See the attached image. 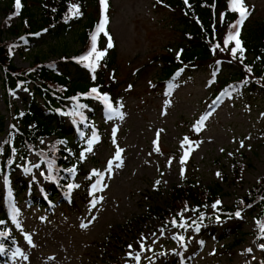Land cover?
<instances>
[{
    "label": "rangeland",
    "instance_id": "374dc122",
    "mask_svg": "<svg viewBox=\"0 0 264 264\" xmlns=\"http://www.w3.org/2000/svg\"><path fill=\"white\" fill-rule=\"evenodd\" d=\"M8 2L0 0V28L19 23V17L6 20ZM99 3L100 22L106 15L113 45L109 48L106 38L105 48L116 54L119 95L106 103L97 91L90 106L71 105L73 113L64 120L80 150L71 154L69 143L61 147L66 171L20 149L16 172L0 177V249L11 251L14 245L18 251L7 264H264L260 210L218 215L264 175V92L250 95L232 87L217 95L215 79L224 73L211 67L182 71L159 84L161 54L169 50L176 56L183 41L170 13L156 0H107L106 10ZM244 4L250 12L245 25L264 22V0ZM81 32L77 26L59 38L50 32L13 37L14 65L28 68L38 55L44 64L55 63L59 73L72 70L60 57L81 49ZM221 69L234 74L239 66L223 61ZM31 100L30 89L17 87L8 95L0 81L5 118L0 145L11 124L20 126L19 115ZM49 140L39 147L47 148ZM239 163L247 165L240 181L232 176ZM187 183L201 189L219 184L221 194L202 206L171 211V189ZM40 203L44 206L36 207ZM155 208L184 225L166 222Z\"/></svg>",
    "mask_w": 264,
    "mask_h": 264
},
{
    "label": "trees",
    "instance_id": "16d2710c",
    "mask_svg": "<svg viewBox=\"0 0 264 264\" xmlns=\"http://www.w3.org/2000/svg\"><path fill=\"white\" fill-rule=\"evenodd\" d=\"M92 1L21 0L19 15H14L15 0H10L3 8L6 20H10V16L12 19L19 17V23L13 24L9 29L0 28V81L8 95L17 87L30 89L32 100L25 112L19 115L20 126L11 124L0 145V177L4 173L12 175L16 172L17 160L22 157L20 149L34 153L47 166L58 165L60 170L66 171L69 168L65 163L68 158L60 153L61 147L69 143L71 154H77L80 150V146L70 137L72 130L64 120V117L73 113L71 105L79 103L90 106V98L94 97L91 91L93 88L97 89L98 94L106 95L111 102L117 99L118 87L122 82L115 77L116 54H108L109 50L105 48L106 38L110 36L108 25L105 26L108 35L104 32L97 34V27L101 23L100 0ZM93 3L97 6L95 12L94 9L91 10ZM156 3L170 13L171 19L183 36L180 53L175 56L166 50L161 54L159 74L156 78L159 84L176 77L182 71L211 67L219 76L224 73L221 78L215 79L217 95L232 87L250 95L258 91L264 92V22L256 21L254 25H245V21L243 25H239V39L244 51L241 54L237 50L234 57L232 49L235 47V41L232 40L225 46V40L230 33H235L236 29L232 26L237 25L240 16L238 12L230 10L229 0H187V3L185 0H156ZM70 5H78L81 15L71 16ZM77 26L82 27L79 35L81 49L73 56L65 53L60 57V63L68 65L72 70L59 73L55 71V63L44 64L38 55L28 68L20 69L14 65L10 54V46L14 43L11 38L42 32H50L59 38ZM93 34H97V51L106 53L96 62L94 72L86 66L89 61L81 59L92 48ZM248 56L250 58H247ZM92 60H95V55ZM223 61L238 64V72H222ZM108 73H111L110 79L107 77ZM39 99L43 107L40 106ZM4 127L5 118L0 117L1 132ZM46 139H50L47 148L39 147V143ZM71 164L79 168L80 175L84 174L80 162L74 161ZM245 167L247 165L243 163L235 165L233 178L240 181ZM227 179L228 175H225V180ZM220 194L219 184L217 188L206 189L198 188L193 183L181 184L170 191V210L184 211L191 209L192 204L202 206L214 201ZM256 210H260L261 228V224H264V175L253 189L240 198L238 204L230 208H220L218 215L230 218L237 216L238 212L240 216ZM154 213H161L166 222L184 225L175 216L163 212L160 208H155Z\"/></svg>",
    "mask_w": 264,
    "mask_h": 264
},
{
    "label": "snow or ice",
    "instance_id": "6c2138e0",
    "mask_svg": "<svg viewBox=\"0 0 264 264\" xmlns=\"http://www.w3.org/2000/svg\"><path fill=\"white\" fill-rule=\"evenodd\" d=\"M185 3H187V0H185ZM101 4L103 5V8L106 10L107 8V0H101ZM229 4H230V10L231 11H235L239 13L240 19L237 22V25H233L232 27L236 29L235 33H230L228 38L225 40V46H227V44L234 40L235 41V47L232 49V54L235 57L237 50L240 51V53L242 54L244 49L242 47V41L239 39L240 36V29H239V25H243L244 20L247 19V17L250 15V12L248 11L247 7L244 4V0H229ZM20 9H21V0H15V13L14 15H19L20 14ZM69 13L71 16H79L81 15L80 13V8L78 5H70L69 8ZM223 18V17H222ZM8 19H12V17L10 16ZM107 24V16L104 15L102 18V21L100 23V25L97 27V34L100 32H104L105 35H108L107 32L105 31V25ZM97 34H93L92 35V48L91 50L88 52L87 55L81 57L82 60L84 61H89V63L86 65L88 67L91 68V70L94 72L95 68L97 67V63L106 53L104 51H97L96 48V39H97ZM108 47L111 48L112 45V40L111 37H108ZM93 55H95V60H92ZM249 71H251V69H248ZM93 93L97 92V89L93 88L91 90ZM105 102H108V97L105 95L104 97ZM109 109L111 110L112 106L111 104H108ZM187 138H185V143H187ZM93 143V141H89V148L87 149V151H91V144ZM155 144H157V148L156 150L159 151V147H158V141H154ZM243 146V145H241ZM122 149H117V152L115 154V159L116 160H120L121 159V154ZM83 155V154H82ZM185 156H187V153H185ZM183 162V161H182ZM112 161H109V170H111V165H112ZM117 167H119L120 165L117 164ZM94 175H99V173H96L95 171L93 172ZM217 175H219V173H217ZM157 184L159 183V181L156 182ZM95 189V185L93 186ZM95 203L93 202V207H95ZM220 201H217L216 204H219ZM216 205H213V207H215ZM237 216H239V212L236 213ZM2 223V222H0ZM175 223V222H174ZM82 227H87V225H81ZM261 231H264V224H261ZM180 239L182 240L183 237H180ZM141 247H143V245H141ZM261 247H264V245H261ZM129 248H131V245H129ZM247 251H251V249H248ZM131 255V253H130ZM134 259H136L137 261H139L140 256L137 253L134 256Z\"/></svg>",
    "mask_w": 264,
    "mask_h": 264
},
{
    "label": "bare ground",
    "instance_id": "6f19581e",
    "mask_svg": "<svg viewBox=\"0 0 264 264\" xmlns=\"http://www.w3.org/2000/svg\"><path fill=\"white\" fill-rule=\"evenodd\" d=\"M0 264H7L8 261H15V259L18 258V251L17 247H14V245L11 246V251L7 250L6 252H3L0 249Z\"/></svg>",
    "mask_w": 264,
    "mask_h": 264
}]
</instances>
